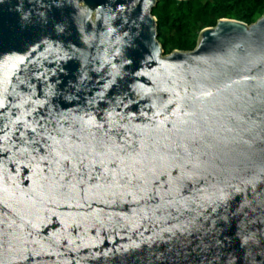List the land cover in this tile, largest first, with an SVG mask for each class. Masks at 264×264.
<instances>
[{"label":"water","instance_id":"95a60500","mask_svg":"<svg viewBox=\"0 0 264 264\" xmlns=\"http://www.w3.org/2000/svg\"><path fill=\"white\" fill-rule=\"evenodd\" d=\"M157 3L0 0V264H264V13Z\"/></svg>","mask_w":264,"mask_h":264},{"label":"trees","instance_id":"16d2710c","mask_svg":"<svg viewBox=\"0 0 264 264\" xmlns=\"http://www.w3.org/2000/svg\"><path fill=\"white\" fill-rule=\"evenodd\" d=\"M263 13L264 0H158L152 11L165 54L192 50L199 31L221 18L251 24Z\"/></svg>","mask_w":264,"mask_h":264}]
</instances>
